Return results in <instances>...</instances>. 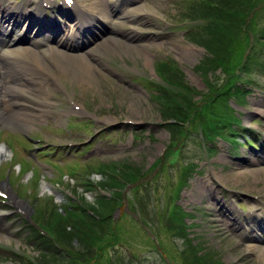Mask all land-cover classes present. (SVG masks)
I'll return each instance as SVG.
<instances>
[{"label": "rangeland", "instance_id": "1", "mask_svg": "<svg viewBox=\"0 0 264 264\" xmlns=\"http://www.w3.org/2000/svg\"><path fill=\"white\" fill-rule=\"evenodd\" d=\"M162 1L161 7L163 8L158 7L159 11L156 15L149 17L145 22L137 24L138 29L143 30L141 34L144 36V44H146V41L152 43L151 49L146 46H139L137 48L125 47L122 49L123 45L121 44L117 46L115 50L117 53L115 54L111 53L112 51L108 50V47L106 49L108 55L110 54L118 58L125 57L127 59L130 65L128 73L124 72L125 75L121 77L119 76L120 73H113L114 76L112 77L107 75L108 77L101 76L100 79L96 74H93L94 78L92 80L83 74L82 78L85 80V84L88 83L91 88L89 87L88 90H85L84 85L79 86L78 83H76L78 86L73 85L76 87H72L79 95L84 96L81 102L85 98L88 99L87 103L77 102V106L83 108V113L86 111L87 114L92 116L91 121L93 122L94 129L103 128L109 130L111 134L110 141H118L121 138L124 144L120 148L114 149L113 152L110 151V146H106L96 153L94 157L90 158V164L88 163V168L86 169L88 175L73 174V176L67 175L59 178L51 163L45 162L37 165L36 176H33L29 171H24L20 176H17L14 173L15 170L19 169L17 164L20 162L26 166L30 161L29 157L24 154V151L27 149V138L23 134L14 133L13 131L43 132L46 124L49 122L50 127L59 132V129L67 128L76 118L87 120L90 117H85L83 114L81 117H77L75 113L73 114L74 111H71V113L68 112L62 119L56 118L55 115L49 112L40 121H23L20 119V123H18L16 120L9 118L4 126L12 128L13 131H6L5 141L13 149L16 158L6 153L8 159L5 162L0 161V167L4 168L6 166L0 172V178H4L2 181L3 184H7V190L11 189L13 193L17 194L21 202L27 204L26 206L33 211L32 215L52 226L53 231L56 233L54 235L55 239H59L57 233L63 237H67V244H61L63 250H60L51 241H44L43 239L39 241L46 245L54 246V248H57L64 255L71 256V254L76 255L80 253L79 257L75 256L73 258L71 264H95L99 260L102 261V264H165L161 260L164 259V256H167L168 250L171 252V261L174 264H181L182 257L179 256V251L185 249L186 240L183 239L181 233L176 232L173 218L170 219L168 224L165 221H159L164 208H166L167 212L168 207L175 208L177 205L182 206L185 211L194 212L195 214L194 217L186 219L184 223L186 231L194 232V234L190 233V235L186 236L191 238L192 245L197 248L198 259L190 253L193 264H264L259 257L248 251L247 243L245 240H242L246 236L245 228L242 226H224L214 221L210 216L214 212L208 207L209 203L212 206L211 192L215 187H217L220 196H224L225 194L219 189L217 185L218 180L228 186L229 191L227 194L229 195L234 190L241 191L240 189L255 194L264 192V174H258L259 176L255 177L248 172L255 165H238V163H241L240 158L235 157L237 155L235 151L228 149L224 145L225 139L219 137L213 141L207 140V133L216 134L215 132L220 127L218 124L213 126L211 119L206 120L207 123L203 119L209 113L211 115V111L208 112L211 109L208 102H210L214 87L210 90L209 83L213 82L218 89H221L224 76H220L222 75L221 71H213L211 68L208 71H204L200 70L198 66H204L210 61H215V59L224 61L228 50L218 49L219 53H216L212 49H206L204 46L188 38V35L186 36L183 29L178 26L177 22L190 19L197 14L198 11L194 10V8H199L200 4H203V0ZM218 1L224 5L222 6L223 8H226L230 12H240L243 15L250 12L249 6H246L244 2H239V0L227 5L226 0ZM249 1L252 4L256 2V0ZM153 3L151 2L147 5L153 7L155 5ZM261 5H264V3ZM223 8L218 10L225 11ZM262 13L264 16V9ZM131 25V22L125 24L122 30L117 32V35L122 37L124 32L129 31ZM237 26L240 25L237 23ZM221 30L204 32L203 38L216 41L217 38L223 35ZM261 45L264 46L262 43ZM185 47L191 48V52ZM181 48L186 49L185 51L188 52L187 56L180 53L182 52ZM261 55H263L264 61V53ZM66 56L64 55V57ZM165 58L170 59L169 67H176L172 72L175 73L176 80H171L167 77L166 81L163 80L162 82V78L158 77L160 71L155 70V65L161 66V60ZM257 59L260 58L257 57ZM209 66L211 67V65ZM241 74L247 76L250 80L253 78V84L249 88H246L251 89L249 93L247 92L246 101L243 102L246 109L240 108L236 104V98L242 102L240 98L231 96L225 101L220 102V106L221 108L228 106L233 112L241 113L244 120L252 123L254 128L258 127V129L264 130L263 125L260 123L264 122V113H261L262 110L255 111L259 102V107L264 110V74L256 75V77L252 74L250 76L244 74V72ZM140 77L145 78L147 81L153 80L156 82L158 80L156 83L164 84L162 86L165 87L166 93L164 92L162 95L157 96L156 94H159V92L156 90H159L160 86L158 89L153 83L140 81ZM58 81H56V84L47 81V85L43 86L44 89H40L37 86L30 93L18 90L13 91L11 92V99L21 102L27 108H30L29 106L47 107L44 100L54 101L55 107L61 110L63 114L67 106L64 108L62 105L60 96L63 98L64 96L58 90L60 89L57 86ZM254 82H258V84L256 85ZM72 89L70 90L71 92ZM55 91L59 92V95ZM176 91L182 98L177 96ZM182 94H187L194 100H197L198 103L196 105L198 106L195 122L191 123L190 120L180 128L179 132L176 127V121L172 117L181 112L178 100L182 102L183 106L185 98ZM24 95L27 97H24ZM163 104H166L167 108L163 107ZM206 104L209 106V109L204 110L202 106ZM0 110L3 114L7 112L15 117L11 111H5L3 105L0 106ZM216 113L217 110L212 108L215 123L218 121ZM126 117L142 123H137L136 126L112 128L113 123L116 121L120 119L128 120ZM207 124L210 126L208 130ZM3 128L1 125L0 129ZM70 130H74V127L71 126ZM61 134L60 138L67 139L61 142L77 141L81 145L77 150L83 152V146L87 144L88 135L86 137H82L81 135L75 137L71 136L70 132ZM179 140H182V142L178 144L180 146L178 149L174 145ZM263 144L264 141L260 145L263 146ZM37 152L38 150H33L31 154L35 156ZM82 152L71 154L66 149L64 151L61 150L60 154L58 152L53 157L54 163L55 165L62 164L65 167L71 161L80 158V153ZM89 154L88 150L86 153L87 157L84 155L81 158H88ZM239 156H247L249 159H253L251 153L248 151L240 153ZM45 158L50 159V157ZM30 164L34 166L33 163ZM188 165L194 167V173L191 174L189 180L183 174V170ZM155 166V173H162L155 179H150L149 175L146 180L147 185H143L142 188H140L139 184L136 185V190L135 187H131V189L127 188L124 197V199L126 198L125 203L123 204L122 201V205L117 210V213L115 211L112 216H107L106 227L111 228L107 230V244L102 251L96 252L91 246L84 248L81 240L78 239L77 243H75L76 237L70 236L69 241L67 228L71 231L72 229L78 231V235L79 232L80 235H83L87 230L84 223L87 222L89 217L87 213L90 214V211L87 213L81 211L82 213H79L77 210L80 209L74 207L77 202L72 203L69 207H63L68 201L82 200L86 208L90 207L97 211H102L100 210L101 208L103 210L105 208H115L116 204L113 205L110 198H112V194H116L120 190H114V188L121 186L124 188L127 185L125 180L129 177V173L135 170L133 168L137 167L141 171L142 168L148 170ZM8 167L11 174L9 175L10 177L5 178ZM81 169L83 168L81 167ZM243 171H246L245 174L242 173ZM239 173L243 175L238 177L239 175L237 174ZM56 177L63 179L66 184L58 185L57 181L60 180H57ZM88 178H94L96 181L99 179L98 187L85 186L89 182ZM44 179L50 183L46 182L55 191L61 193L60 201L55 199L54 194L51 195L43 187L45 183ZM181 180L184 181V185L177 200L178 193L175 195V187L179 186V181ZM32 181H39V183L36 186ZM147 186L149 188L148 194L145 192ZM88 188L90 190H87ZM130 196L137 198V200H133L127 207L126 200ZM143 200L145 202H142ZM249 200V197L241 195L239 201L237 199L235 203L248 207L251 206ZM240 201H243L245 205ZM146 207L150 214L155 216L150 217L152 227L149 226V222L146 220L149 217L144 211ZM201 208L207 213L203 212ZM68 210H72V215L69 214ZM141 219L145 229L141 228L138 222ZM11 220H13L12 217H8L5 220V224L8 227ZM178 221L181 223L179 219ZM68 223H70V226ZM98 223L102 225L104 221H98ZM98 223H94V227L99 228ZM24 229L27 228L24 227ZM159 229L164 230L160 238L156 232L158 231L160 235ZM6 231L4 232L6 233ZM22 231L18 232V234ZM165 231H168V233ZM168 234L172 243L170 240L168 241ZM153 236L159 238H157L156 243L152 239ZM17 237L18 235L11 236L13 238L11 241L13 246L14 240ZM30 238L31 236L28 237L29 240ZM158 240L162 244L161 248L157 246ZM69 242L75 247L70 245ZM68 247L71 249V253L66 252V248L68 250ZM161 250H164L166 253L163 255ZM25 251L36 261V263L31 261V263L27 262L25 264H54L60 255L55 253L40 254V251H35V249L34 252H32L33 250L29 251L26 249ZM9 257L10 254L0 252V262L10 263ZM80 258L85 259L83 260L84 263L78 262ZM134 260H137V262ZM61 262L58 264H61Z\"/></svg>", "mask_w": 264, "mask_h": 264}, {"label": "bare ground", "instance_id": "2", "mask_svg": "<svg viewBox=\"0 0 264 264\" xmlns=\"http://www.w3.org/2000/svg\"><path fill=\"white\" fill-rule=\"evenodd\" d=\"M84 5L78 8V10H68L64 7H59V15H55L52 18L51 24L50 23H45L42 15L40 14V9H37L35 4V9L32 12H27L24 7H29L32 6L28 2L25 3H14L12 6L5 4L8 3L9 0H0V12L5 11L6 14L3 15L5 17V22L12 23L16 25V30H17V37L23 39L29 37L31 40V43H36L39 46V51L34 52V48L28 47L26 49L27 52H32V60L38 63L39 67L42 68L41 71L35 72L31 70H24L25 75L28 77L26 78L27 81L33 82V83H39L45 85V81L49 79L52 76H58L63 74L64 71L67 75H71L72 77L69 79L72 83H78L79 86L84 85V89L88 90L90 87L87 84H85V80L82 82L79 81L78 78V73L85 74V76H88L90 80L94 78V75L92 73V70L94 69L93 64L90 62H81L85 57L89 55L90 50H85V51H80L83 49L86 45V42L83 38H86L89 43H91L92 40H95L97 43H100L101 45L108 47V50L111 49V51H115L113 46L117 45L119 43L124 44L125 46L122 47L124 49L125 47H133L137 48L139 46H146L147 48L151 49L152 48V43L146 41V44L141 43L137 44L139 39H140V32L138 28L133 26L134 23H140V22H145L148 20L149 17H152L157 14L159 11L158 8L152 7L149 8L147 5L144 4H137L134 1H129L131 2V5H128V3L125 0H82ZM5 2V3H4ZM107 8V11H103L101 8ZM116 11L118 12L117 16H113V12ZM0 13V17H1ZM30 23L28 24V22ZM150 21V20H149ZM25 22V23H24ZM70 22L73 23V26L70 25ZM131 22L133 27H130L129 29V35L127 37L132 36L136 37V46H133L135 43L134 42H129L127 40H122L123 37H119L115 35L117 30H119L122 26L125 24ZM102 25V26H101ZM36 29L35 36L38 35H45L44 37L53 40L56 42V45H54L56 48H51L47 49L42 43H37V41L32 42V36H30V32L32 29ZM38 31V32H37ZM87 32L88 36H85L84 33ZM58 33H63L62 39L59 40L57 39ZM124 36V35H123ZM65 39L63 43L60 44L61 40ZM92 39V40H91ZM74 46V49L76 50L77 53H83L84 58L79 60V65L77 69L75 70L74 66L72 65H67L64 68L60 70V73L56 72V69L59 66L60 59H55L52 61H47L43 57L46 56V53L48 52H57V53H63V50L61 48H69ZM50 47V46H49ZM186 48V47H185ZM182 49V54L186 55L188 54L186 49H188L191 52V48H186ZM179 49V50H181ZM107 50V51H108ZM5 56L11 55L9 52V49L5 52H3ZM18 54H21L18 51ZM4 56V57H5ZM9 62L12 63H21L20 61V55H14L8 60ZM7 74L5 79L0 80V91L2 89H5L6 91L10 90L11 88L13 89H20L18 86V83L20 81L16 80L15 83H9L8 80H10V70L7 68L6 72L4 67H0V74ZM37 76H42V78H38ZM44 77V78H43ZM12 80V79H11ZM89 80V81H90ZM4 81V82H3ZM78 81V82H75ZM3 82V83H2ZM13 84L12 86H6V84ZM91 88V87H90ZM13 105H17L18 110L12 114L19 118L20 113H24L23 115L28 117L27 120L32 119V113L27 114L24 112V109L21 108L20 103H13ZM260 102L258 103V107L255 108V111L257 110H263L262 108L259 107ZM26 109H32V112H35L36 110L33 108H27ZM30 112V111H29ZM3 120V115L2 112L0 111V121ZM24 120V119H23ZM26 120V119H25ZM4 148V146H3ZM264 160V156L262 158ZM254 162L259 164L260 160L259 159H254ZM255 164V165H257ZM246 171H243L242 173L245 174ZM251 173L253 176H259L261 174H264V170L262 167L259 168H252V171H248ZM243 174L239 173L238 177H241ZM259 174V175H258ZM7 185V184H6ZM5 185V187H7ZM45 188L49 189V185H45ZM218 200H220L219 195L216 197ZM263 210H260V213H262ZM264 216V212H263ZM251 219V218H250ZM251 221H254L251 219ZM256 224H264V220H256ZM253 225V224H252ZM248 249L251 252H256L258 253V257L264 262V244H259L256 242H253V237L249 236L248 238Z\"/></svg>", "mask_w": 264, "mask_h": 264}, {"label": "trees", "instance_id": "3", "mask_svg": "<svg viewBox=\"0 0 264 264\" xmlns=\"http://www.w3.org/2000/svg\"><path fill=\"white\" fill-rule=\"evenodd\" d=\"M238 0H229L226 1V5L227 4H231V3H235ZM239 2H244L246 4V6H249V9L251 10L253 8L254 5L258 4V0H256L255 4H252L249 0H239ZM217 4L220 6H223L222 3L220 1H217ZM214 16L218 17L219 19H222L226 22H224L223 24H225V28H222V33L223 35L219 38H217L216 42H218L219 44H222L223 47L224 45H226L228 47V49L231 52V56L232 59L231 60H226V61H219L218 64L224 67V71L228 74L229 79L227 81L226 84H224V93L222 92V94H218L215 93L212 95L211 97V101L214 100L215 97L217 96H226L227 94L229 95L232 89L237 88L236 87V83L239 79L238 76H236L234 74V69H236L237 67H239V65H244L245 61L243 60V57H238L236 51L240 50L242 48V44H244L245 46L249 47L252 44L251 41V36L248 33H242L240 28L243 25V23H246V18L243 16V14H241L240 12H236L235 14L230 13L232 16L229 17V13L227 14V16L224 14L223 10H218V11H214L213 12ZM235 16V18L233 17ZM237 23H239L238 25H240L239 27L237 26ZM250 29L251 31H259L261 32V34L264 36V27L261 29H258V25H261L259 22L256 21L255 18H253L250 22ZM233 30L235 31L236 36L233 34ZM212 31V30H211ZM239 32H241L239 35H237ZM253 42H255V39L253 38ZM213 48L217 51L216 47L213 46ZM237 90L240 91L239 88H237ZM210 101V102H211ZM178 104L181 107V112L175 114L174 116L176 117L177 120L183 121L185 119V117H180V116H176L178 114H189L188 113V109L190 108V106L193 104L191 101H187L186 99H184V104L182 106V102L180 100H178ZM187 108V111L184 112L183 110ZM184 114V115H185ZM179 218H182V216H179ZM190 244H187V249L184 250L185 253L190 255ZM192 249V248H191ZM190 249V250H191ZM193 251H195L193 249ZM186 254V256H187ZM194 257L196 259H198V257L196 255H194ZM198 264H202V263H198Z\"/></svg>", "mask_w": 264, "mask_h": 264}, {"label": "snow or ice", "instance_id": "4", "mask_svg": "<svg viewBox=\"0 0 264 264\" xmlns=\"http://www.w3.org/2000/svg\"><path fill=\"white\" fill-rule=\"evenodd\" d=\"M69 2H70V0H69Z\"/></svg>", "mask_w": 264, "mask_h": 264}]
</instances>
